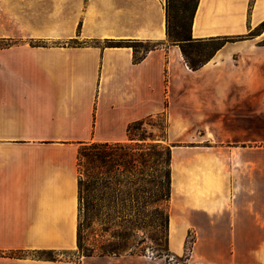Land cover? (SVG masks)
Segmentation results:
<instances>
[{"label": "crops", "instance_id": "1", "mask_svg": "<svg viewBox=\"0 0 264 264\" xmlns=\"http://www.w3.org/2000/svg\"><path fill=\"white\" fill-rule=\"evenodd\" d=\"M262 22L264 0H200L191 35L237 38ZM262 37L226 42L193 70L168 41L166 0H0V248L75 251L81 146L130 142L131 124L165 113L168 252L184 256L194 232L189 264H264ZM147 41L159 45L134 62L127 43ZM253 58L261 79L247 71ZM0 264L161 261L0 254Z\"/></svg>", "mask_w": 264, "mask_h": 264}, {"label": "rangeland", "instance_id": "2", "mask_svg": "<svg viewBox=\"0 0 264 264\" xmlns=\"http://www.w3.org/2000/svg\"><path fill=\"white\" fill-rule=\"evenodd\" d=\"M263 30L264 27H257L252 32L229 41L259 39L258 36ZM168 41L171 42L169 38ZM223 42V40L215 41L209 45L200 46L193 44L195 46L189 49L194 54L199 50L200 55L204 58L209 55L212 47ZM256 44L264 46V37L260 38ZM132 45L141 53L150 44L136 42L132 43ZM235 63L240 66L238 76H245L244 71L247 66L243 59L239 60L236 57ZM251 66L252 69H247V71H251V76L254 79H261L262 70L259 59H254ZM261 88H263L261 85L254 86V97L261 94L260 91L256 92ZM260 114V112L254 111V120L258 119ZM167 127V117L165 113H160L144 119L143 125L132 132L136 139L147 138L145 141H139L138 143H144L142 145L146 146H157L156 152L152 150L153 157L151 161L154 168L150 169V171L153 176L148 179L151 182L135 181L137 175L134 173H137V170H133L132 173H128L129 182L116 183L118 177L122 178L116 168L111 171L109 168L98 167L97 163L92 160V155L82 156L78 159L83 198L82 209H85L84 212L86 214L85 217L82 216L84 246L95 247L96 254H100L102 250L107 253L117 254L133 253L160 260L161 264H164L165 257L169 255L166 250V219L171 210L169 209V202H165L160 206L155 205L146 208L143 207L141 198H139V202L134 200L136 197L155 193L160 189L159 184L153 180L156 178L155 176L159 175L163 161L167 157L165 151L159 152L161 150L160 147L167 146ZM127 143L132 146L137 142L130 141ZM133 152L135 154L139 153L138 150ZM194 238V232H189L188 243L186 242V254L184 257L182 256L184 260L190 258ZM0 250L8 252V249L5 248H0ZM54 255L62 258L85 257L84 252H80L78 247L75 251L55 252ZM186 263L189 264V262Z\"/></svg>", "mask_w": 264, "mask_h": 264}, {"label": "trees", "instance_id": "3", "mask_svg": "<svg viewBox=\"0 0 264 264\" xmlns=\"http://www.w3.org/2000/svg\"><path fill=\"white\" fill-rule=\"evenodd\" d=\"M200 0H166V33L167 38L171 40L173 44H177L180 46L182 54L188 63L189 67L193 70H197L202 67L206 62L210 60L213 54L218 50L221 46H223L230 37L224 38H216L212 37L209 40H194L191 35V26L196 14V10L198 8ZM259 27H264V22H262ZM223 43H219L216 46L212 47L211 52L208 56L202 57L200 55L199 50L196 51V54L193 53L189 48L197 45H209L215 41H221ZM4 42V43H3ZM136 43V42H132ZM132 43H127V46L133 47L134 50V62H140L144 59L146 54L151 50L156 48L159 43L152 42H140L150 44L144 48V50L140 53L137 48L132 45ZM120 43L115 46H119ZM8 40H0V48L7 47ZM114 46V45H111ZM144 123V119L139 120L131 124L128 128V137L130 141H135L134 145L131 146L130 143H109V142H94L85 144L81 146L78 154V159L82 156H91L92 160L95 161L98 167L101 168H109L111 171L113 168H116L120 172L122 178L116 179V183H124L128 181V173H132L133 170H137L136 180L138 182H151L149 177L153 176L150 169H153L154 166L152 164L151 158L153 157V151L156 152V147L154 145L146 146L142 145L144 143H138L139 141H145L147 138L142 137L139 139L134 138L132 134L133 130L139 129ZM137 146V147H135ZM161 150L159 152L166 153V159L163 161V165L161 166V171L159 175L155 176L156 178L153 180L159 184L160 189L155 193H148V195H144L141 197H136L134 201L139 202V198H141V202L143 207L150 206H160L165 202H169L171 198V149L169 146L160 147ZM138 150L139 153L135 154L133 151ZM158 152V151H157ZM137 168V169H136ZM79 187H80V201H79V212H78V226H77V247L80 252H84V256H92L96 254L95 247H86L84 246V237H83V226L82 216L85 217L86 214L84 212L82 204V191H81V181L79 179ZM168 217L166 219L168 225ZM188 243V240H187ZM193 243V242H192ZM168 251V249H166ZM53 251H34L27 252L24 250H10L5 252L4 250H0V254H8L10 256H21L25 254H34L39 257H46L53 260H56L58 257L54 255ZM100 254H117V253H107L104 250L101 251ZM133 254V253H131ZM169 255H171L169 253ZM178 259L183 260V257L175 256Z\"/></svg>", "mask_w": 264, "mask_h": 264}, {"label": "built area", "instance_id": "4", "mask_svg": "<svg viewBox=\"0 0 264 264\" xmlns=\"http://www.w3.org/2000/svg\"><path fill=\"white\" fill-rule=\"evenodd\" d=\"M187 259V258H186ZM182 261L181 259L176 258L174 255H167L165 257L164 264H187L186 262L189 261V259Z\"/></svg>", "mask_w": 264, "mask_h": 264}]
</instances>
